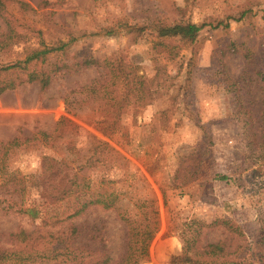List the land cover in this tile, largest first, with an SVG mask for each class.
Wrapping results in <instances>:
<instances>
[{"label":"rangeland","instance_id":"obj_1","mask_svg":"<svg viewBox=\"0 0 264 264\" xmlns=\"http://www.w3.org/2000/svg\"><path fill=\"white\" fill-rule=\"evenodd\" d=\"M19 1L29 10L10 0L0 12V140L25 142L0 154V183L15 177L23 191L0 189V245L23 248L26 237L14 236L22 230L42 243L20 264H63L74 251L104 252V264H116L128 238L121 215L142 220L138 204L154 199L158 227L139 264H176L170 258L188 239L197 260L264 264V0ZM176 22L202 26L158 34ZM62 43L24 67L32 49ZM12 63L23 67L6 69ZM31 73L48 85L29 81ZM104 118L120 128L102 133L94 123ZM97 140L118 155L80 174L88 190L55 205L41 198L32 186L41 157L76 166ZM101 186L117 194L120 213L93 204L54 222ZM31 206L41 210L34 219L17 211ZM209 244L224 252L206 253Z\"/></svg>","mask_w":264,"mask_h":264},{"label":"trees","instance_id":"obj_2","mask_svg":"<svg viewBox=\"0 0 264 264\" xmlns=\"http://www.w3.org/2000/svg\"><path fill=\"white\" fill-rule=\"evenodd\" d=\"M6 1L10 0H0V12L6 6ZM17 2L23 10H29L28 5L25 2L19 0H11ZM245 11H243L238 18H233L235 20L241 19L245 15ZM202 25H196L194 23H184V22H176L173 24H163L158 26L157 31L160 36H175L178 34H191L194 30H197ZM64 43L55 47H45L43 49L37 50L32 49L31 52L27 53L25 58L22 60L24 63V67L33 60H37L39 58L43 59L44 56L54 50L62 49L64 47ZM246 62L251 64L253 61L252 55L250 52H246L244 55ZM23 67L19 63H12L6 66V69ZM257 74L264 81V71H258ZM38 80L41 87H46L49 82V78L46 75H38L35 73H31L28 76V80ZM13 82H9L6 87H13ZM263 120H264V100H263ZM61 124L62 121H61ZM95 126L104 134H113L120 128L118 118H104L96 121ZM43 138V142L45 145H53V138H49L47 134L44 132L40 133ZM36 138V137H33ZM39 139V138H36ZM41 139V138H40ZM25 141H20L18 138H14L10 141H2L0 140V154L4 155L7 153L8 147H17ZM118 155L117 152L107 143L97 140L91 142L90 155L88 158H85L84 161L78 163L76 166L70 165L66 160H58L53 156L43 155L41 157L40 162V172L34 177V181L32 182V186L38 191L41 198L45 199L48 204L55 205L59 201L68 198L74 193L78 191H82L83 189L89 188V179L84 174V172L88 169L96 167L98 165L116 161L115 157ZM10 176V175H9ZM220 178H226V176H219ZM113 179L105 178V183L109 184ZM110 187L101 186L97 193H95V198H90L86 200L81 205L75 207V209L65 217L56 218L54 222H61L67 218L77 216L83 212V210L93 204H101L105 208H116L120 213V204H118L117 194L108 189ZM1 193L4 196H13L20 195L23 191V188L19 186L18 180L15 177L8 178L5 181L0 183ZM89 193L91 189H89ZM11 203L16 204L13 199ZM6 202L5 198H0V203ZM154 199L149 201L143 200L142 204H138L141 209L143 219H131L126 215L122 214L121 218L125 221V224L128 228V238H127V247L124 257L121 261L116 264H139V262L143 260H147L148 258V245L152 240L157 227H158V210L155 207ZM78 204V203H76ZM10 205H3L2 209L7 210ZM17 211L28 212L32 219L38 217L41 210L36 206H31V208H26L24 210L17 209ZM44 221V220H43ZM73 234L77 235L78 231L76 226L71 228ZM20 235H24L26 244L23 248L19 249H9L0 245V264H20L19 260L23 258H30L32 253L35 252V247L42 243L40 240L41 236H32V233H24L22 230L15 233L14 236L18 237ZM31 243L28 245V243ZM191 242L188 239L187 243L184 245V252L178 255H172L170 258L171 263L176 264H244L241 261H204L197 260L193 256L188 253V249L190 248ZM224 252V247L219 244H209L206 250V253L212 255H219ZM84 256L81 252H73L71 259L68 262H64L63 264H104L109 260V256L104 253H95L91 256ZM88 258L87 261L85 259ZM88 262V263H87Z\"/></svg>","mask_w":264,"mask_h":264}]
</instances>
